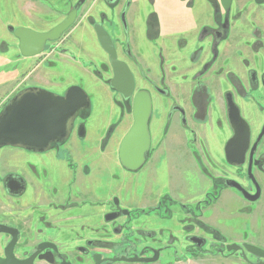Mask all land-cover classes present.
I'll use <instances>...</instances> for the list:
<instances>
[{
	"label": "flooded vegetation",
	"instance_id": "af4514ba",
	"mask_svg": "<svg viewBox=\"0 0 264 264\" xmlns=\"http://www.w3.org/2000/svg\"><path fill=\"white\" fill-rule=\"evenodd\" d=\"M103 1L110 8H114L119 4L120 0ZM216 1V6H212L214 10V26L203 27L198 37V46L192 53L190 62L194 65L198 64L203 53L202 43L208 38L211 39V58L193 75L192 81L194 82V86L192 95L188 101L182 102L183 104L177 102L167 87L164 85H156L148 77L137 61L136 56L133 55L127 36L124 42H119L114 35H111V31L107 29V23H109V21H107L104 13L101 14L100 21H96L93 17L89 18V23L92 27H94V25L91 23V20L95 21V24L101 23L110 33L117 49V58L125 62L133 74L135 94L142 91L139 89L138 81L142 79L141 84L145 82L151 86V90H148L151 94V98L154 93L156 98L157 95H164L168 101L172 102L168 111L167 124L170 126L173 121H176L175 116L178 114V123L188 135L191 133L190 136H192L190 140L188 139L186 147L190 145L188 149L193 150V160L197 166L202 169L200 170L202 174L211 181V190L207 192L204 200H202L203 202L197 203L195 209L185 204L180 205L169 196H166L167 198H165L164 202L162 201L163 196H159L157 199L150 197L151 195L146 192L144 184L142 187L139 185L133 187V184H130L134 182L131 180V178H134L133 176L120 175L114 178L115 176L111 174V177L114 178V180L113 178L111 180L104 177L103 173L107 172V168L103 169L100 165H97L94 167V170H92L93 173L89 174L90 167H84L83 172L85 177H83L82 182L76 184L77 179H75L72 185L73 187L75 186V189L78 191H74V197L69 194L62 204L57 205L54 215H50L46 209H36V215H30L25 219H21L12 214L2 215L0 213V226H5L11 230V233L0 232V258H6L5 250L15 238V247L13 251L15 258L20 261H27L34 257L32 264H175L181 260H198L204 256L228 259L230 257H235L237 253H240V257L247 262L250 261L244 249L228 250V246L242 247L243 244L248 243H243L242 245L235 242L228 243L225 236L218 228L197 221L200 216L210 210L212 206L211 202L217 203V200L220 201V199L229 192L233 194L232 190L238 192L245 201L252 203L244 197L243 193L235 184L240 185L249 195L255 196L259 194V199L264 195V49L261 46L264 41L262 35L264 34V19L252 18L250 20V23H255L256 26H260L259 28H261L262 33L260 36L262 37L259 38V30H256V34L251 32L249 35L246 30H243V24L247 25L248 22L246 23L243 19L242 21L239 19L234 22L231 20L230 12L234 8V0L229 10H226L222 6L221 0ZM132 2L133 0H125V6L120 17H122L123 14L126 17L128 8L132 5ZM151 2H153V0H151L150 3ZM254 2L257 8L264 9V4H257L256 0H254ZM83 6H81L78 11V17L81 16L80 11ZM152 14H154L158 20V27L154 26V31H157L159 28L160 35L158 16L155 12H152L149 17ZM122 24L123 28L126 29L125 20L122 21ZM74 26L75 24L72 27ZM203 30H206V32H203ZM62 39L63 37L61 40ZM61 40L47 43L44 50L45 53H48L45 54L46 59L56 52L54 49L52 51L50 49V52L48 51L49 44L56 43L58 45ZM180 46H183L182 42ZM58 52L60 54L67 51L64 48H60ZM72 57L74 60H77L75 55H72ZM107 58L105 62H101L98 65L91 64L92 67L95 68V75L99 79L103 78L102 74L110 73V66L108 67V64L110 63L109 65H111V62L108 54ZM224 58L228 61H232L234 64L225 71L223 69L220 70L218 66L220 60L222 59L224 61ZM161 60L164 76V58L162 55ZM136 68L139 69V76L134 71ZM111 70L114 77L112 65ZM110 81L111 80L108 81L109 84ZM37 90L36 88H30L27 91ZM114 92L116 91L114 90ZM117 94L119 95V93ZM21 95L13 96L4 106L0 103V117L13 99ZM120 97L121 99L119 102H116V104L122 108L123 111H127L129 107L125 100H129L131 106L132 100L124 99L121 95ZM205 97L208 99L211 98L212 102L207 100L208 112L202 119H199L197 116L199 107L197 102H202L205 100ZM230 97L250 128V143L246 153L243 155V162L240 164L231 163L226 151L228 141L234 136V131L229 119ZM158 100L162 99L158 98ZM248 101L253 102L255 106H247ZM167 104H169V102L167 103L164 101V105ZM225 104L231 137L221 142L220 146L219 143L217 144L220 147L219 152H217L218 150L210 151L208 147H202L200 143H198L201 131L210 132V130H214L215 133L216 130H218L214 121L216 118L214 107H225ZM152 105L149 130L155 107L153 98ZM160 105L159 103L158 105L156 104V110H158ZM244 108L249 110L244 111ZM80 114L77 118L81 116ZM74 123L76 127L77 121ZM194 136H196L195 140ZM66 142L67 141L64 140L60 143H52L44 152L55 150L59 156L63 155L70 168L75 172L77 169L76 163L70 157L69 152L64 148ZM153 145L154 143L151 135V149L147 154L146 163L141 169L133 172L126 170L121 165L123 171L137 173L142 170L150 159ZM61 149H64L67 154H62ZM105 149H102V151L104 152ZM202 151L207 153H202ZM33 152L39 151L36 150ZM234 155H236V153H230V156L233 158ZM209 156L212 160L216 162L219 161L220 164L223 162L232 170H230L227 175L219 174L217 176H212L204 164V159L209 158ZM91 175L94 177V185H92L93 183L91 184L90 181L86 183L84 180L87 177H92ZM119 182L125 183L126 185L121 186ZM0 183L11 198H21L27 191L26 180L15 173L1 174L0 172ZM17 183L22 184L21 190L11 191L8 189L9 187L15 188ZM98 184L102 186V190H96ZM78 185H81V190ZM107 188H110V190H106ZM73 198L75 201H73ZM173 208L179 210L185 219L183 227L181 228V233L179 234L183 236L187 244L184 246L185 254L183 256L185 258L180 256L178 250L175 248L176 243L180 241V236L172 235L170 232H168L167 235V232L163 231L162 228V221H167L172 217ZM70 210L75 211L71 213L69 212ZM100 219H102L101 223ZM194 220L200 224L196 225L195 222H193ZM189 221L191 222L189 223ZM99 224L102 228H107L109 234L117 238L95 239L82 234V228H96ZM41 227L59 228L62 233L58 235L56 240L50 239L47 235H41V238H34L32 234L35 232L39 233ZM47 231H49V229H47ZM70 235H72L73 241L69 238ZM67 240H69V243ZM81 242H83V244L80 245ZM73 243L77 245L72 249L63 247ZM100 246H106L108 249H101ZM207 246L209 251L205 250ZM41 247L46 249L42 250ZM250 256L256 259L253 264H264V258L252 254H250Z\"/></svg>",
	"mask_w": 264,
	"mask_h": 264
},
{
	"label": "rangeland",
	"instance_id": "374dc122",
	"mask_svg": "<svg viewBox=\"0 0 264 264\" xmlns=\"http://www.w3.org/2000/svg\"><path fill=\"white\" fill-rule=\"evenodd\" d=\"M150 1L151 0H147V1L134 0L132 9L129 12L130 16L131 17L135 16L137 18L140 17L143 10L146 8L147 4L148 3L150 4ZM234 3H235L234 8L230 12L231 20L234 22L239 19L240 21H242L243 19V21H245L246 23L248 22L247 25L243 24L244 26L243 30H246L249 35L251 34V32H254V34H256V30H259L258 33L259 38L262 37L260 36V34H262L261 28H259L260 26H256L255 23H250V20L252 18L264 19V9L262 10L261 8H257V5L255 4L254 0H234ZM35 9L36 8L27 10L26 6L24 5L22 6L21 4H18L15 0H0V96L2 95V99H4L1 102L2 106H4L6 102L10 101L13 96L15 95L19 96L30 88L43 89L42 87H45L44 85H42L40 88L36 87L37 86L35 84L36 74L28 82H22L25 76V72L29 66L28 65L29 63L27 64L28 65L27 66L26 63L28 62V59L24 58L21 55L19 50L18 39L15 38L13 33L10 31V27L29 28L35 31H39V30L49 31L60 23L59 21L61 20V18L59 17L52 18L55 15L52 12H51L52 17H50V19L47 20L46 22L35 23L37 21L36 18H40L39 17L40 13L34 12ZM102 9H103L102 7L99 8L95 6L93 10V14L95 16L97 15L101 16ZM60 11L61 10H58V12ZM86 12L87 10L82 8L81 16L78 17L77 21L75 22V26L77 25L78 22H80L79 20L81 19V17H83V15L86 14ZM125 18H126L125 23L127 26L126 28L127 30L123 28L122 17L117 18L115 22L107 23V29L111 31L112 36L113 35L118 36L119 40L118 39L117 40L119 42L122 40L123 37L126 38L127 36V40H128V37L130 38L131 36L136 35L137 26L135 25L134 30H131L133 29L132 26L134 23L133 24L132 22L127 23V19L129 20V16H127V14ZM258 21H262V20H258ZM128 24L130 25V28L128 27ZM74 27H71L65 33L62 40L68 39L71 36V31L74 29ZM85 33L86 31L84 27L79 28L75 31L74 35L72 36V39H74V42L77 41L80 43ZM262 35L264 37V34ZM84 43L87 45L88 51L92 53L91 55L93 56L94 61H99L95 59L94 55L96 54L93 48L90 46V43L86 41ZM69 44L71 45L72 43ZM261 46L264 49V41L261 44ZM60 48L62 49L63 47L59 44L57 45L56 43H50L48 51L50 52V49L51 51L54 49L56 50L57 53H59L58 51ZM83 52H86V49L84 47H83ZM43 54L45 57L46 56L45 54L48 53L44 52ZM84 58L85 57H83L82 59ZM93 64L96 65L95 63ZM109 64L108 67L110 66L109 67L110 73L108 75V78H110V76L112 75L111 65ZM16 65L18 70L17 69L10 70L13 69ZM62 65L60 64L57 65V70L58 71L60 70L61 72L60 71L59 72L62 75L56 78H62L63 80L65 79V82L72 81L77 83L81 88L84 87L90 93L93 103L91 106L92 115L90 114V116L87 117L85 120H83L81 117L77 118L78 117L77 116L75 119V122L77 121V124L76 127L73 128L76 129L73 131V135L69 137V138L72 137L70 146L75 148L74 149L75 162L78 171L81 173L84 167L86 168L89 165L91 166L93 163L92 159L103 160L102 161L103 163H105L104 160H108L109 162H111V164H113V166L110 168V171L108 170V173L105 172L103 173L106 179L112 180L113 177H111L112 176L111 174L115 176L114 178L120 175L133 176L134 178H131V180L134 182L130 184H133V187H136L138 185L142 187L144 184L146 192L151 195L150 197L157 199L159 196H163L162 201L165 202V198H167L166 196H169L171 199L175 200V202H177L178 204L180 205L185 204L190 206V208L195 209L196 204L204 200L207 192H210L211 181L204 174H202V172L200 171L202 169L198 167L195 161L193 160L194 158L193 150L188 149L190 145L186 147L188 139L190 140V137L192 136H190L191 133H189L188 135V133H186V131L178 123L177 121L178 114L175 116L176 121H173L170 126L169 124H167V119L164 118L162 123V127H163L162 129L165 130V135L163 136L162 139L158 140L159 141L158 144L155 142V144L153 145L152 148L153 151L146 166L137 173L125 172L121 167L118 157V151H119V144L122 138L125 136V135L123 136V133L127 128L126 126L124 129L118 132H115L114 130L107 143L109 149L107 150L106 154L102 153L103 152L102 145L104 140L106 139L111 128L114 125L118 124V121L120 120V115H121L120 109L113 107V105L111 104L109 94L103 92L102 90H96L94 85L91 84L92 82H89L88 80L82 81L79 78L80 73L78 72L77 69H75L74 66L67 63L65 66ZM233 65L234 64L232 61H228L226 58H224V61L222 59L220 60L218 66L220 70L223 69L225 71L230 67H232ZM15 71L17 72L16 73L17 81L14 82L16 88L14 89L13 92H10L12 88L11 89L8 88L13 86L10 83V79L12 80V78L9 74L14 73ZM138 81L140 87L142 79H139ZM78 85H74V86H78ZM48 89L45 88L43 90H47L56 95H62L63 93V91H61V89L59 88L58 89L51 88L54 89L53 90L54 92ZM117 96L118 99L120 100L121 99L120 94ZM158 98H161L167 103L169 102L164 95L162 96L157 95V99ZM207 100H210L212 102L211 98L208 99L206 97L205 100H203L202 102H197L199 106L197 111V116L199 119H202L205 116V114L208 112ZM159 104H161L160 106L162 107V103ZM250 105L253 107L255 106L253 102L248 101L247 106ZM131 107L132 106H129L127 110L128 113L130 114L132 112ZM247 110L249 109L244 108V111ZM214 111L216 113V118L214 121L218 130H216L215 133L214 130H210V132L201 131V135L198 143H200L202 147L203 146L206 148L208 147L210 151L218 150L217 152H219L220 143L224 142L227 138L231 137V131L229 129V124L227 120L228 118H227L226 104L225 107H221V108L214 107ZM111 121H113L112 122L113 124H110ZM129 123L131 122L129 121ZM82 124H84L86 128V136L84 138H81L78 135V128ZM168 130L172 131V133L175 134V138L177 139L174 140V142L169 139ZM160 133H161V129L158 131L157 136L160 135ZM195 138L196 136H194V140ZM218 143L219 146L217 145ZM61 152L62 154L64 153L67 154V152L64 151V149H61ZM202 153H207V152L202 151ZM204 160H205L204 164L208 168V170L210 171L208 172L212 176H217L219 174L227 175V173H229L230 170H232L228 168L223 162L222 164H220L219 161L216 162L212 160L210 156L209 158H205ZM61 174H64V172H61ZM89 174H91V170H89ZM48 177L49 176H47V178ZM93 178H94L93 176L87 177L84 180L86 181V183L90 181V183L91 184L93 183L92 185H94ZM46 181L48 182L49 186L52 185L51 179L48 180L46 179ZM119 185L125 186L126 184L119 182ZM102 189H103L102 186L98 184L96 190H102ZM106 190H110V188H107ZM75 191L78 190L76 189ZM232 193L233 194H230L229 192L227 195L223 196L220 199V201L217 200V203L211 202L212 206L210 210L206 211L202 216H200L197 221H200L205 224H210L215 228H218L220 232L225 236V239L228 243L235 242L240 245H242L243 243H248L250 245H253L257 248L264 250V195L258 201L249 203L245 201V199H243L238 192L232 190ZM172 212L173 214L170 219H168L167 221H162V228L163 231L167 232V235L168 232H170L172 235L180 236V241L176 243L175 248L178 250V254L180 256H183L185 254L184 246H186L187 244L183 239V236L179 234L181 233V228L183 227V223L185 222V219L181 214V212L176 208H173ZM244 214L246 215L244 216ZM101 220L102 219H100V223ZM197 221L194 220L193 222H195L196 225H199L200 223H198ZM190 222L191 221H189V223ZM47 229H49V231H47ZM108 231L109 230L107 228H102L100 224L97 225L96 228L95 227L91 229L82 228V234L90 238H95V239L110 238V237L114 239L117 238L112 234H109ZM61 233L62 231L59 228L41 227V229H39V233L35 232L32 235H34V238H41L43 235H47L50 239L56 240L58 238V235ZM69 238L72 239V235H70ZM73 240L74 239H72V241ZM67 241L69 243V240ZM81 244H83V242H81L80 245ZM76 245H77L76 243H73L63 247H65L66 249H72ZM100 248L108 249V247L106 246H102V247L100 246ZM97 249L100 250L99 248ZM205 250L209 251L208 246ZM246 255L250 260L249 262L241 258L240 253H237L235 254V257H230L228 259H224L222 257L204 256L199 258L198 260L187 261V259H185L186 261L181 260L175 264H253L256 259L254 257H251L248 252L246 253ZM183 258L185 257L183 256Z\"/></svg>",
	"mask_w": 264,
	"mask_h": 264
},
{
	"label": "crops",
	"instance_id": "0c3cea01",
	"mask_svg": "<svg viewBox=\"0 0 264 264\" xmlns=\"http://www.w3.org/2000/svg\"><path fill=\"white\" fill-rule=\"evenodd\" d=\"M15 1L22 6H26L27 10L36 8L34 12L40 13V18H36L37 21L35 23H44L49 20L50 17H52L51 12L55 14L52 18L59 17L61 18L59 22H62L65 18V14H67L77 4V2H79V0ZM133 3L134 0L127 11V16H129L127 23H134L132 26L133 29L131 30H134L135 25L137 26L136 35H133L130 38L128 37L132 53L136 56L137 61L148 77L156 85H164L167 87L177 102L183 104L182 102L188 101L192 95L194 86V82L192 81L193 75L211 58V39L208 38L202 43L203 53L198 64L194 65L190 62V57L198 46V37L201 30L205 26H214L213 7L207 0H153V2L150 3L151 5L149 3L147 4L141 16L137 18L135 16L131 17L129 14ZM95 6L103 8L101 14L104 13L106 15L107 21L115 22L116 19L121 16V12L125 6V0H120L119 4L114 8L107 6L103 0H87L82 7L87 10L86 14L81 17L79 20L80 22H78L71 31V36L68 39H64L59 42V45H61L67 52L60 54L55 52L53 55L48 57V59L44 57V54L33 58H26L28 59L26 65L29 63V66L27 65L28 68L22 82H28L36 74V87L40 88L44 85L45 87H42L43 89L50 88L48 90L51 91L54 90L51 88H59L63 91L62 95H65L70 87L78 84L72 81L65 82V79L63 80L62 78H56L62 75L60 73L61 71L59 70V72L57 70V65L63 64L65 66L67 63L74 66L80 73L79 78L82 81L88 80L89 82H92L91 84L94 85L96 90H102L110 95L111 104L113 107L119 108L121 113L118 125L116 124L117 127L115 132L124 129L126 126L127 128L123 133L124 136L133 125V115L128 113L126 110L123 111L122 108L116 104V102H119L117 96L118 94L114 92V90L110 87V84L107 83L108 80H111L113 75L108 78L109 73H105L102 74L103 78L99 79L95 75V68L91 65L93 63L98 65L108 59L107 54L98 42L94 28L89 23V18L91 17H93L96 21L101 20L100 15L95 16L93 14ZM58 10L61 11L58 12ZM81 12L82 9L80 14ZM152 12L157 14L160 25V35L156 42L150 41L147 36V19ZM82 27H84L86 31L83 39L81 40L82 42H74L72 36L77 29ZM128 27L130 28L129 24ZM115 37L118 39L117 35ZM85 41L90 43V46L96 54L94 57L99 61H94L93 56L91 55L92 53L88 51L87 45L84 43ZM124 41L125 38L123 37L120 42ZM181 42L183 43L182 47L180 46ZM69 43L72 44L70 45ZM83 47L86 49V52H83ZM72 55H75L77 60H74ZM161 55L164 58V76ZM83 57L88 59L84 58V60L82 59ZM16 69L17 65L10 70ZM134 71L139 76V69L136 68ZM16 73L17 72L15 71L14 73L9 74L12 78V80L10 79V83L13 86L8 88H12L10 92H13L16 88L14 84V82L17 81ZM82 88L85 90L92 103L90 93L84 87ZM139 89L148 91L151 90V86L144 82L141 84ZM152 98L155 107L153 111V119L150 125V132L153 138V143L155 144L156 142L158 144V140L162 139L165 135V130L162 129V123L164 118L168 120V111L172 102L169 101V104L164 105V101L158 100L154 93ZM3 100L4 99H2L1 95L0 103ZM157 103H162L163 107L159 106L158 110H156ZM129 121L131 123H129ZM112 122L113 121H111L110 124H113ZM160 129L161 133L157 136ZM74 130H72V134H70V136L73 135ZM168 133L169 139L174 142V140L177 139L175 138V134L170 130H168ZM71 138H68V142H66L64 148L69 152L70 157L75 162V148L70 146ZM108 149L107 145L105 151L102 153L106 154ZM92 161V165H89L91 174L92 170H94V167L97 165H100L103 169L107 168V172L105 173H108V170L110 171V168L113 166V164H111L108 160H104L105 163L102 162L103 160L98 159H92ZM0 172L1 174L15 173L22 176L27 182V191L21 198H11L5 191L3 185L0 183V213L2 215H16L21 219H25L30 215H36V209H46L50 215H54L56 213L55 207L62 204L69 194L74 197L73 193L76 189L75 186L73 187L72 185L75 182V179H77L76 184H80L83 177H85L84 172L81 171L80 173L78 168L74 172L63 155L59 156L55 150L40 153L29 151L20 146L11 145L0 148ZM61 172H64V174H61ZM47 176L49 177L47 178ZM46 179L52 180L51 186L48 185ZM78 186H80L79 189L81 190V185ZM73 201H75L74 198ZM74 211L75 210H70L69 212L72 213ZM245 215L246 214H244V216Z\"/></svg>",
	"mask_w": 264,
	"mask_h": 264
},
{
	"label": "water",
	"instance_id": "95a60500",
	"mask_svg": "<svg viewBox=\"0 0 264 264\" xmlns=\"http://www.w3.org/2000/svg\"><path fill=\"white\" fill-rule=\"evenodd\" d=\"M212 6H216V0H207ZM233 0H221L222 6L229 10ZM86 0H80L68 12L65 20L49 31L40 32L29 28L10 27L15 38L19 42V50L24 58H33L43 54L48 42L61 40L64 34L75 24L78 11ZM257 4H264V0H256ZM125 20V15H122ZM99 44L109 55L114 77L110 81V87L119 93L124 99L132 100L133 125L121 141L118 151L119 161L128 171H138L147 160V154L151 149V135L149 122L152 114L151 94L142 90L135 94V82L129 66L117 58V49L110 33L101 23L94 25ZM229 119L234 136L228 141L226 151L231 163L243 162L250 143V128L243 119L239 109L229 98ZM91 108L89 96L80 86H72L65 95H56L47 90L27 91L5 108L0 117V147L20 146L31 151L44 152L52 143H60L67 140L75 127V119L83 110ZM264 133V130H263ZM81 138L86 136L85 125L78 128ZM230 153H236L234 158ZM235 186L243 193L244 197L253 202L259 199V194L249 195L238 184ZM9 190H21L22 184L9 187ZM0 232L11 233L5 226H0ZM15 235V234H14ZM15 238L6 248V258H0V264H32L34 257L27 261L17 260L13 254ZM42 250L46 248L41 247ZM241 250L264 258V250L250 244L240 246H228V250Z\"/></svg>",
	"mask_w": 264,
	"mask_h": 264
},
{
	"label": "trees",
	"instance_id": "16d2710c",
	"mask_svg": "<svg viewBox=\"0 0 264 264\" xmlns=\"http://www.w3.org/2000/svg\"><path fill=\"white\" fill-rule=\"evenodd\" d=\"M91 23H92L93 25H95V21H92V20H91ZM147 24H148V38H149V40H151V41H156V39H157V37H158V35H159V28H158L157 31H154V26H157V27H158V20H157V18H156V16H155L154 14H152V15L149 17V19H148V23H147ZM11 32H12V31H11ZM203 32H206V30H203ZM125 102H126V104L128 105V107L131 106L129 100H125ZM90 114H91V109L84 110V111L81 112V114H80L81 116H80V117H81L83 120H85L87 117L90 116ZM116 127H117V125H114V126L111 128V130L109 131V133H108L106 139H105L104 142H103L102 149H105V147H106V145H107V143H108V140L110 139V137H111L112 133L114 132V130L116 129Z\"/></svg>",
	"mask_w": 264,
	"mask_h": 264
}]
</instances>
